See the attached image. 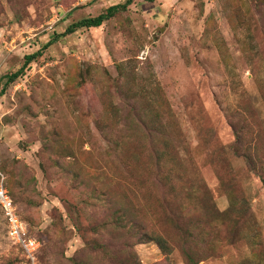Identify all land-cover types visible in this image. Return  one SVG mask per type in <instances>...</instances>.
I'll use <instances>...</instances> for the list:
<instances>
[{
	"label": "rangeland",
	"instance_id": "374dc122",
	"mask_svg": "<svg viewBox=\"0 0 264 264\" xmlns=\"http://www.w3.org/2000/svg\"><path fill=\"white\" fill-rule=\"evenodd\" d=\"M126 1L0 0V153L37 264H264V0H133L45 48ZM0 264H26L1 215Z\"/></svg>",
	"mask_w": 264,
	"mask_h": 264
},
{
	"label": "built area",
	"instance_id": "2783aa9c",
	"mask_svg": "<svg viewBox=\"0 0 264 264\" xmlns=\"http://www.w3.org/2000/svg\"><path fill=\"white\" fill-rule=\"evenodd\" d=\"M2 156L0 153V215L4 221L6 236L26 260V264H37L38 254L43 242L30 231L18 210L16 203L7 188V177L1 170Z\"/></svg>",
	"mask_w": 264,
	"mask_h": 264
},
{
	"label": "trees",
	"instance_id": "16d2710c",
	"mask_svg": "<svg viewBox=\"0 0 264 264\" xmlns=\"http://www.w3.org/2000/svg\"><path fill=\"white\" fill-rule=\"evenodd\" d=\"M147 1L153 2L155 0H147ZM132 2H133V0H127L124 4H118V5L111 6L104 13H102V14L96 16V17L86 18V19H83V20H81V21H79L77 23L71 24L66 29V31L64 33H62L60 35H56L48 44H46L45 48L47 49L48 47H50L54 43L58 42L59 39H61V38H64L66 36L74 34L79 29H82V28H98V27L102 26L104 22H106V21L110 20L111 18H113L120 11H125L128 8V6H130L132 4ZM42 53L43 52L40 51V52H36L34 54H31V55L25 56L24 65L22 66V68L20 70H18L17 72L6 76V78H7V82L6 83L10 84V83L14 82L16 79H18L24 73L25 68L30 63L35 61L37 58L41 57ZM3 94H4V90H0V97L3 96ZM1 170L6 175V173L4 171V168H3V161H2V164H1ZM6 177H7V175H6ZM7 188H8V183H7ZM8 191H9V188H8ZM9 193H10V196L14 200V197L11 194L10 191H9ZM29 228H30V231L33 232L30 226H29ZM183 256H184V259L186 260V262L188 264H199V262L201 261V260H194L191 256L187 255L186 253H184Z\"/></svg>",
	"mask_w": 264,
	"mask_h": 264
}]
</instances>
